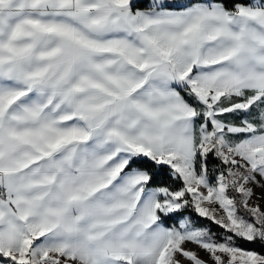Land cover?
Wrapping results in <instances>:
<instances>
[{
    "label": "snow or ice",
    "instance_id": "snow-or-ice-1",
    "mask_svg": "<svg viewBox=\"0 0 264 264\" xmlns=\"http://www.w3.org/2000/svg\"><path fill=\"white\" fill-rule=\"evenodd\" d=\"M0 264H264V0H0Z\"/></svg>",
    "mask_w": 264,
    "mask_h": 264
}]
</instances>
